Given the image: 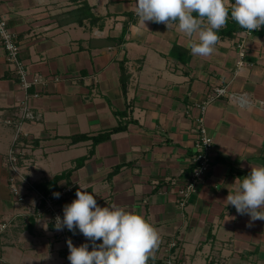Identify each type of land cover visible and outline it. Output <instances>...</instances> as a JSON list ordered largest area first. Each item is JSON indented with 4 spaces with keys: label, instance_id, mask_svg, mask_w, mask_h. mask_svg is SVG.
I'll return each mask as SVG.
<instances>
[{
    "label": "crops",
    "instance_id": "0c3cea01",
    "mask_svg": "<svg viewBox=\"0 0 264 264\" xmlns=\"http://www.w3.org/2000/svg\"><path fill=\"white\" fill-rule=\"evenodd\" d=\"M135 3L0 0V18L17 36L20 59L31 77L45 82L33 102L39 120L22 128L30 149L21 172L40 182L72 172L59 183L61 191L87 188L101 207L117 204L144 216L160 236L148 264H264V221L249 227L250 217L225 203L236 178L264 165V26L227 36L225 25L216 52L204 58L191 54L177 23L143 28ZM242 41L246 56L239 65ZM216 89L225 94L204 117L214 140L212 169L181 208L178 188L195 168L196 105ZM23 99L0 41V221L9 223L0 235V264H70L50 213L32 202L35 192L18 184L20 202L11 190L15 128L5 120ZM68 239L92 250L78 229Z\"/></svg>",
    "mask_w": 264,
    "mask_h": 264
},
{
    "label": "clouds",
    "instance_id": "9594fccd",
    "mask_svg": "<svg viewBox=\"0 0 264 264\" xmlns=\"http://www.w3.org/2000/svg\"><path fill=\"white\" fill-rule=\"evenodd\" d=\"M134 11L139 24L162 23L167 28L177 23L188 37L187 47L194 56L213 55L219 43L217 32L229 18L249 33L264 26V0H235L226 7L224 0H136ZM198 14V15H194ZM225 203L251 222L264 221V165H251L243 178H236ZM59 198L60 193L53 194ZM76 199L63 207V218H55V230L76 229L92 245L74 246L67 240L70 264H148L155 259L160 244L158 230L141 214L117 204L101 207L87 190H77ZM227 216L225 220L235 219ZM102 243L97 244V241Z\"/></svg>",
    "mask_w": 264,
    "mask_h": 264
},
{
    "label": "built area",
    "instance_id": "2783aa9c",
    "mask_svg": "<svg viewBox=\"0 0 264 264\" xmlns=\"http://www.w3.org/2000/svg\"><path fill=\"white\" fill-rule=\"evenodd\" d=\"M246 34L249 33L246 32ZM0 41L4 50L6 51L7 61L13 67L15 75L19 79V85L24 92V99L16 107L14 115L5 120L6 125L13 126L16 130L14 139V144L16 145L19 144L20 138L27 137V135L23 132V126L27 123H36L39 120V116L35 112L33 102L41 97L39 88L44 85L45 82L41 76L31 77L27 66L20 59V46L17 42V36L8 27L6 18H0ZM244 47L245 42L242 41L238 46L241 58L239 65L242 64L243 59L246 56ZM224 94V89H216L214 95L210 96L207 101L196 105V108L199 110L200 115L196 119L198 129L196 131V145L193 158L195 168L192 171L189 179L185 183L181 184L178 188V205L181 208H184L186 206L190 196L194 193L197 186L205 180V176L210 173L212 169L214 140L208 133V130L205 126L204 117L210 102ZM17 152V149L13 148L10 152L9 165H11L13 168L10 185L13 194L18 198L20 202H24L25 196L23 195L18 185L19 182L17 180V175L22 173L18 165V155L23 156V153L21 151H19L18 153ZM16 170H18V172L12 178V175H14V171ZM38 194L40 195V197L37 198V204L40 205L41 203H45L44 208L50 213L53 223L55 224V218L57 216L62 219L63 208L55 206L53 199L51 198L53 196V192L51 191L47 197L41 193ZM8 226L9 223L0 221V235L7 230ZM56 235L67 242L69 230L65 227L62 231H56Z\"/></svg>",
    "mask_w": 264,
    "mask_h": 264
},
{
    "label": "rangeland",
    "instance_id": "374dc122",
    "mask_svg": "<svg viewBox=\"0 0 264 264\" xmlns=\"http://www.w3.org/2000/svg\"><path fill=\"white\" fill-rule=\"evenodd\" d=\"M15 135H16V130H15ZM22 140H23V138H20L19 144H16V145L14 144L13 145V149H17L18 152L21 151L23 153V156L18 155V165L21 164L22 162H24V158L26 157L25 155L27 154V150L30 149V147H29L30 144L29 143L26 144ZM27 141H30V140H27ZM11 151H12V149L10 150V152ZM10 152H9L8 158L10 157ZM8 162H9V160H8ZM8 166H9L8 169L10 170V173L13 174L12 173V170H13L12 166L11 165H8ZM17 172H18V170L14 171V175H12V178L16 175ZM10 180H11V176L9 177V181ZM17 180L19 182V185H22L23 187L28 189V191H30V192H35V194H36V196L34 197L35 200L32 201V202H33L34 205L35 204L37 205V202H38L37 198L40 197V195L38 193H40V192H38L36 190V185L37 184H41V183L46 182V181H43V182L32 181V180H30V178L26 177L23 173L17 175ZM79 189H81V187L70 185V186L65 188V191L64 190L63 191H61V190H59V191L52 190L53 194L54 193H60V196H59V198H55L54 195H53L51 198L53 199V202H54L55 206L63 208L66 204H70L73 200L76 199V195L75 194H76V191L79 190ZM84 190H88V189L86 188ZM43 207H45V203H44ZM52 224H53V227H54L55 224L53 223V221H52ZM54 229H55V227H54ZM69 234H70V231H69Z\"/></svg>",
    "mask_w": 264,
    "mask_h": 264
},
{
    "label": "trees",
    "instance_id": "16d2710c",
    "mask_svg": "<svg viewBox=\"0 0 264 264\" xmlns=\"http://www.w3.org/2000/svg\"><path fill=\"white\" fill-rule=\"evenodd\" d=\"M194 15H198V14L194 13ZM240 30H243V28H241L235 21H232V20L230 21L228 19L227 22H226V28L223 31H221V32L224 35L232 36L234 33H236L237 31H240ZM128 81H129V76L127 75V72H126V69H125V66H124L123 69H122V77H121V82H122V87H123L124 93H126V91H127ZM119 131H120V129H115L112 132H110V133L106 134L105 136H103V138H105V137L107 138L112 133H117ZM103 138H96L95 143L102 141ZM85 160H86V158H83L82 160H80L78 162V167H81V165L84 164ZM71 173L72 172H64L63 174L57 175L56 177H54L51 181H46V182H43L41 184H37L36 185V190L38 192H40L41 194H43L44 196H48L49 193L52 190L59 191L60 190V188H59L60 184L59 183L64 181V180L65 181H69ZM40 205L43 206L44 203H41Z\"/></svg>",
    "mask_w": 264,
    "mask_h": 264
}]
</instances>
